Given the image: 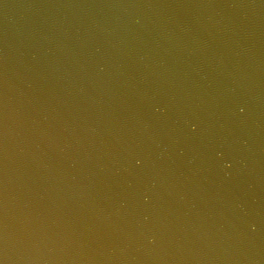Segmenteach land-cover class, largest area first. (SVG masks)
<instances>
[{
  "label": "water",
  "instance_id": "1",
  "mask_svg": "<svg viewBox=\"0 0 264 264\" xmlns=\"http://www.w3.org/2000/svg\"><path fill=\"white\" fill-rule=\"evenodd\" d=\"M0 264H264V0H0Z\"/></svg>",
  "mask_w": 264,
  "mask_h": 264
}]
</instances>
